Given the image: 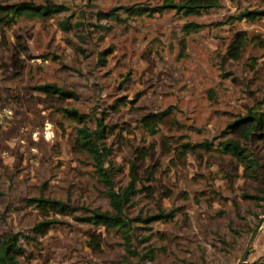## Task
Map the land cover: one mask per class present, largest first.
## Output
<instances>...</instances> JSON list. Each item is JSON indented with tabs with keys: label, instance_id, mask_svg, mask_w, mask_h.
Masks as SVG:
<instances>
[{
	"label": "rangeland",
	"instance_id": "obj_1",
	"mask_svg": "<svg viewBox=\"0 0 264 264\" xmlns=\"http://www.w3.org/2000/svg\"><path fill=\"white\" fill-rule=\"evenodd\" d=\"M162 1L0 0L66 8L0 25V240L8 233L30 234L41 219L26 198L56 199L75 212L110 211L89 157L73 146L80 124L60 108L84 114L90 129L103 115L107 160L120 168L111 174L114 190L127 182L131 162L136 187L149 186L124 208L127 217L177 209L171 220L132 222L137 241L150 235L151 260H124L122 241L113 231L55 215L61 223L35 242L19 239L24 253L18 264H235L264 215V199L242 196L264 193V124L259 137L223 133L228 122L247 111L264 115V16L238 18L243 9H264V0H218L216 7L188 16L172 9L130 16L119 9ZM112 9L117 20L96 18L97 12ZM65 17L70 27L63 31L57 22ZM187 22L197 30L184 33ZM236 31L246 35V42L238 59L231 60L224 53ZM43 83L71 90L75 98L45 96L34 89ZM167 108L170 115L155 134L141 128V116ZM223 139L238 140L252 153L257 180L245 177L227 154L181 156L174 149L184 141L217 146ZM136 149L147 150L146 156L140 159ZM90 234H99L97 250L86 244ZM146 244L139 241L137 251ZM262 256L264 222L244 264H261Z\"/></svg>",
	"mask_w": 264,
	"mask_h": 264
},
{
	"label": "trees",
	"instance_id": "obj_2",
	"mask_svg": "<svg viewBox=\"0 0 264 264\" xmlns=\"http://www.w3.org/2000/svg\"><path fill=\"white\" fill-rule=\"evenodd\" d=\"M218 0H163L157 6H140V5H122L119 7L122 13L126 15H151L152 13H161L164 9H172L175 13H180L183 16L199 15L210 8L216 7ZM66 8L62 4H33L31 2H18L13 4H0V25L8 26L12 24L17 17L20 16H37L49 17L53 14H58ZM117 10V9H116ZM264 16V9H243L239 12L238 18L254 19ZM96 18H107L117 20L118 15L112 9L108 12H97ZM60 30H67L70 27L68 17L57 22ZM97 28L104 29L102 25H97ZM198 25L193 22H187L182 25L184 33L196 31ZM246 35L243 32L236 31L233 34L231 41L227 44L224 57L236 60L238 59L243 46L245 44ZM108 51V50H107ZM106 52V51H105ZM104 52V53H105ZM102 56V54H101ZM100 63L105 60L99 57ZM34 89L48 97L56 98H75V94L71 90L57 87L54 83H43L34 86ZM60 110L68 118L76 121L80 126L75 128L73 136V146L81 152H85L91 161L92 173L95 182L103 188V193L106 196L109 204L110 211L100 210L98 208H83L81 212H75L74 208L67 206L65 203L51 198L32 197L26 198V203L33 205L41 216V219L34 223L30 228V234H22L19 232L8 233L0 240V264H18L17 258L22 256L24 250L19 242V239L24 241H36L37 237L43 236L54 224L61 223L55 215H69L72 220L78 223L88 224L91 226L102 227L105 231H113L117 234L122 241L123 256L125 260L127 256H136L138 259L151 260L153 257V248L150 246L148 240L150 235L140 237V242H147L142 251H137L134 229L132 222L137 221L147 224L152 221H166L174 217L177 209H168L166 211L158 210L156 213L149 216H134L129 218L124 213V208L131 206L132 198L143 190L150 189L149 186L140 184L137 188L136 184L139 183L137 174L134 169V163L131 162L128 168V180L118 190L113 189L111 174L120 168L112 166V163L107 160L110 155V148L104 142L108 134V127L103 123V115L95 120V127L89 128L84 122L85 115L78 113L73 108H60ZM170 115V109H164L158 112H149L139 118L141 128L149 135L156 133L157 125L162 123L166 117ZM264 124V115L259 111H247L243 116H239L226 124L223 133H237L242 138H247L250 133L260 136ZM213 146L211 142L206 140L191 143L184 141L176 144L175 148L179 151L181 156H185L188 152L196 153L198 151L210 152L212 150L220 153L227 154L242 166V173L245 177L251 179H258V174L255 172L257 162L252 153L242 147L238 140L223 139ZM138 157L142 159L146 156L147 150H135ZM108 166L105 167L104 163ZM264 187V176L261 180ZM264 192V189L262 190ZM245 198L260 200L264 199V193L261 196L256 194H243ZM144 228V227H142ZM99 234H90L86 241L87 246L91 250L98 249ZM261 264H264V256H262Z\"/></svg>",
	"mask_w": 264,
	"mask_h": 264
},
{
	"label": "water",
	"instance_id": "obj_3",
	"mask_svg": "<svg viewBox=\"0 0 264 264\" xmlns=\"http://www.w3.org/2000/svg\"><path fill=\"white\" fill-rule=\"evenodd\" d=\"M264 222V215H262L261 217L258 218L257 223L255 224V226L252 228L246 242L245 245L243 247V250L240 254V256L238 257L237 261L235 262V264H244L246 255L248 253V250L250 248V245L256 235V233L258 232L259 228L261 227L262 223Z\"/></svg>",
	"mask_w": 264,
	"mask_h": 264
}]
</instances>
